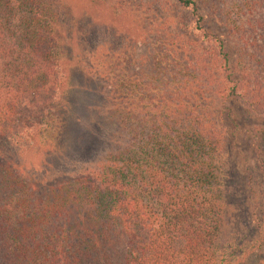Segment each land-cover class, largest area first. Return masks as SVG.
I'll return each instance as SVG.
<instances>
[{
	"label": "trees",
	"instance_id": "1",
	"mask_svg": "<svg viewBox=\"0 0 264 264\" xmlns=\"http://www.w3.org/2000/svg\"><path fill=\"white\" fill-rule=\"evenodd\" d=\"M174 1L188 33L161 34L148 74L130 72L126 55L99 57L98 73L81 61L108 86L98 123L109 148L46 176L27 156L70 147L68 8L0 0V264H235L219 243L229 146L213 108L234 99L264 121V0H228L242 19L232 65L198 12L212 0ZM128 2L110 3L138 19ZM246 132L264 154V127Z\"/></svg>",
	"mask_w": 264,
	"mask_h": 264
},
{
	"label": "rangeland",
	"instance_id": "2",
	"mask_svg": "<svg viewBox=\"0 0 264 264\" xmlns=\"http://www.w3.org/2000/svg\"><path fill=\"white\" fill-rule=\"evenodd\" d=\"M108 1L109 4L96 0H61L68 8L70 19L63 18V22L74 32V39L69 44L72 62L64 63L62 67L75 66L77 69L69 83L72 86L70 110L67 112L72 128L67 141L70 147L65 152L43 157L32 151L27 160L39 174L42 170L47 171L46 176L75 173L109 148L106 134L98 123L101 110L106 106L103 103L108 99V86L95 71L89 70L93 66L97 73L101 71L97 67L101 64L99 57L113 55L110 63L121 64L123 55L131 56L133 62L129 71L148 74L149 58L152 50L158 47L155 43L161 34L173 33L176 29L188 33L189 14L179 10L174 0H128L127 8L136 10L138 19L131 18L132 15L129 16L125 10L115 14L110 3L112 0ZM228 2L225 0L222 5L213 0L199 2L198 12L206 32L224 44L232 65L237 63L238 50H241L233 27H238L242 19ZM96 48L95 56L87 58L88 53ZM87 59L91 66L81 63L83 60L87 63ZM213 113L216 119H220L218 124L226 133L229 146V166L223 190L226 212L221 220L219 243L235 264H257L264 260V154L255 149L246 130L264 127V121L243 114L239 102L234 99L221 105L215 103Z\"/></svg>",
	"mask_w": 264,
	"mask_h": 264
}]
</instances>
